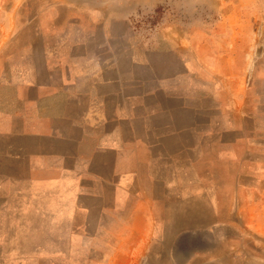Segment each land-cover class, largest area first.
I'll return each mask as SVG.
<instances>
[{"label":"crops","instance_id":"obj_1","mask_svg":"<svg viewBox=\"0 0 264 264\" xmlns=\"http://www.w3.org/2000/svg\"><path fill=\"white\" fill-rule=\"evenodd\" d=\"M37 1L46 7L36 29H0V212L8 219L37 207L71 244L76 229L112 228L128 191L158 166L179 175L209 154L264 164L253 87L232 77L218 51L198 40L141 42L126 17L78 4L88 0Z\"/></svg>","mask_w":264,"mask_h":264},{"label":"rangeland","instance_id":"obj_2","mask_svg":"<svg viewBox=\"0 0 264 264\" xmlns=\"http://www.w3.org/2000/svg\"><path fill=\"white\" fill-rule=\"evenodd\" d=\"M78 4L126 17L141 42L188 46L198 40L218 51L232 66V77L243 88L253 87V109L264 129V0ZM43 6L0 0V29H36ZM222 161L209 154L204 163L182 166L186 171L179 175L158 166L154 179L128 191L112 228L93 236L76 229L71 244L64 230L52 228V214L31 206L8 219L2 210L0 264H264V164ZM247 172L257 179H245Z\"/></svg>","mask_w":264,"mask_h":264}]
</instances>
